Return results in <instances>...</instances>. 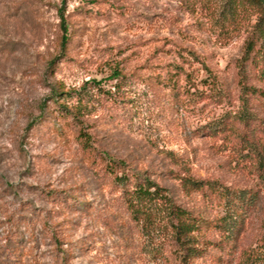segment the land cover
Wrapping results in <instances>:
<instances>
[{
	"label": "rangeland",
	"instance_id": "374dc122",
	"mask_svg": "<svg viewBox=\"0 0 264 264\" xmlns=\"http://www.w3.org/2000/svg\"><path fill=\"white\" fill-rule=\"evenodd\" d=\"M192 30V8L181 0H0V264H178L147 253L160 238L141 233L116 201L96 162L82 153L78 127L50 116L57 115L51 98L60 86L77 90L94 80L113 90L116 63L125 74L131 120L117 122L99 106L82 116L98 156L147 171L185 206L204 207L165 172L258 191L234 254L194 264H251L264 255V149L246 150L234 135L194 133L211 118L243 109L236 60L244 35L223 45L212 38L193 44L227 100L200 102L177 121L152 104L150 91L163 89L154 82L151 89L148 76L170 60L176 43L192 47ZM193 67L205 77L199 64ZM252 83L264 89V81ZM247 99L264 130V96Z\"/></svg>",
	"mask_w": 264,
	"mask_h": 264
},
{
	"label": "trees",
	"instance_id": "16d2710c",
	"mask_svg": "<svg viewBox=\"0 0 264 264\" xmlns=\"http://www.w3.org/2000/svg\"><path fill=\"white\" fill-rule=\"evenodd\" d=\"M181 1L192 8V47L176 43L179 49L169 51L170 60L158 64V72L148 76L151 80L146 82L151 89L156 87L154 83L163 89L156 92L150 89L154 93L153 106L169 119L177 121L180 111L185 114L198 108L200 102L219 105L227 100L219 77L206 64L204 54L198 52L193 44H202L212 38L213 42L223 45L244 35L242 53L236 60L241 91L246 98L242 103L243 109L234 115L225 112L211 118L197 126L194 133L212 137L234 135L244 143L246 150L255 147L264 149V130H260V124L255 123L258 118L250 111L247 99L250 94L264 96V89L252 83L264 81V0ZM66 40L67 36L63 34L62 47ZM195 63L205 71V77L195 74ZM185 65L192 71H187ZM109 77L116 80L113 90L101 89L94 80L85 82L77 90H62L61 86L54 89L51 99L57 115L50 116L78 127L82 153L96 162L100 177L117 193L116 201L139 226L141 233L148 238H160L161 244L147 248V253L162 258L165 263L171 261L178 264H194L206 257L217 262L221 252L232 256L259 199L258 191L231 188L214 179H195L188 174L165 172L166 178L178 180L187 194L198 195L204 205L202 208L185 206L177 203L168 189L147 171L137 170L124 160L98 156L89 134L82 129V116L99 106L117 122L131 120L126 113L128 108L125 103L131 102V99L126 98L127 92H124L123 68L118 63L111 66ZM199 85L204 88L200 89ZM92 88L96 91L91 92ZM60 96L72 101L70 106L58 102ZM241 125L247 130L245 138L242 137ZM13 261L22 264L21 260ZM251 264H264V255Z\"/></svg>",
	"mask_w": 264,
	"mask_h": 264
}]
</instances>
